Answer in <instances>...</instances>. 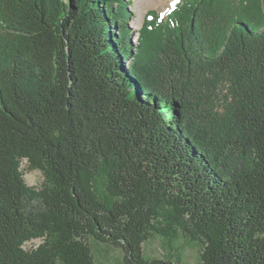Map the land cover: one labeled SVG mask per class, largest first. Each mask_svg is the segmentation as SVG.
<instances>
[{"label":"trees","instance_id":"1","mask_svg":"<svg viewBox=\"0 0 264 264\" xmlns=\"http://www.w3.org/2000/svg\"><path fill=\"white\" fill-rule=\"evenodd\" d=\"M131 6L0 0V264H264V0Z\"/></svg>","mask_w":264,"mask_h":264},{"label":"rangeland","instance_id":"2","mask_svg":"<svg viewBox=\"0 0 264 264\" xmlns=\"http://www.w3.org/2000/svg\"><path fill=\"white\" fill-rule=\"evenodd\" d=\"M131 11L133 18L130 22V27L138 32L142 28L145 17L150 11H155L158 14H165L174 6L172 0H159L156 3L145 4L141 0H131ZM138 33L134 37V41L138 38ZM22 170L27 185L40 189L44 183V175L39 170H31L27 161L22 162ZM95 256L96 264H124V252L122 249L113 245L102 243L89 239ZM42 240L37 239L26 243L25 249L30 250L38 247ZM203 245L200 242H191L189 239L181 237L172 243L160 237L154 236L144 244V253L147 258H161L181 260L184 264H201V254Z\"/></svg>","mask_w":264,"mask_h":264},{"label":"bare ground","instance_id":"3","mask_svg":"<svg viewBox=\"0 0 264 264\" xmlns=\"http://www.w3.org/2000/svg\"><path fill=\"white\" fill-rule=\"evenodd\" d=\"M142 2L144 1L145 4H152V3H156L158 2L159 0H141Z\"/></svg>","mask_w":264,"mask_h":264},{"label":"snow or ice","instance_id":"4","mask_svg":"<svg viewBox=\"0 0 264 264\" xmlns=\"http://www.w3.org/2000/svg\"><path fill=\"white\" fill-rule=\"evenodd\" d=\"M172 3H173V6H174L176 3H179V0H172Z\"/></svg>","mask_w":264,"mask_h":264}]
</instances>
